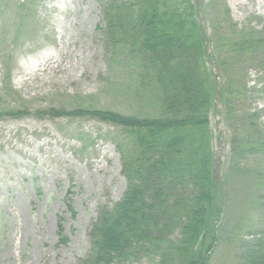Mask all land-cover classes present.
<instances>
[{
	"label": "rangeland",
	"instance_id": "rangeland-1",
	"mask_svg": "<svg viewBox=\"0 0 264 264\" xmlns=\"http://www.w3.org/2000/svg\"><path fill=\"white\" fill-rule=\"evenodd\" d=\"M203 3L207 41L229 52L228 119L221 105L211 117L216 157L226 170L234 134L239 141L264 136V51L232 58L228 40L237 41L218 31V14L228 8L239 29L264 37V0ZM100 24L99 0H0V113L28 114L0 117V264H80L90 254L100 210L112 209L126 192L119 128L90 117L46 115L52 109L158 113L157 93H138L134 68L107 56ZM240 155L245 180L264 153L256 144ZM250 178L228 184L208 264H246L241 243L264 234V201L255 197L264 194V183L249 191Z\"/></svg>",
	"mask_w": 264,
	"mask_h": 264
},
{
	"label": "trees",
	"instance_id": "trees-1",
	"mask_svg": "<svg viewBox=\"0 0 264 264\" xmlns=\"http://www.w3.org/2000/svg\"><path fill=\"white\" fill-rule=\"evenodd\" d=\"M203 1L99 0L98 29L107 56L134 68L137 92L155 91L159 109L151 115L91 109H52L46 114L90 117L120 129L115 144L127 189L112 209L100 210L90 232V254L80 264H125L155 256L158 264H208L226 211L228 184L239 178L246 181L249 175L247 190L257 191L264 183L263 156L257 171L245 180V166L239 162L245 145L258 144L264 153V136L257 142L239 141L234 134L228 168L224 170L220 162L215 170L209 116L217 110L219 89L223 116L228 119L230 60L228 51L207 41V26L201 21ZM218 15L223 18L218 31L237 41L228 40L232 58L243 61L249 52L264 51V37L239 29L228 8ZM27 115L19 110L0 113L15 119ZM255 197L264 201V194L256 192ZM240 249L246 264H264L263 233L242 242Z\"/></svg>",
	"mask_w": 264,
	"mask_h": 264
},
{
	"label": "water",
	"instance_id": "water-1",
	"mask_svg": "<svg viewBox=\"0 0 264 264\" xmlns=\"http://www.w3.org/2000/svg\"><path fill=\"white\" fill-rule=\"evenodd\" d=\"M218 162H219V161H218V160H216V169L218 168Z\"/></svg>",
	"mask_w": 264,
	"mask_h": 264
}]
</instances>
